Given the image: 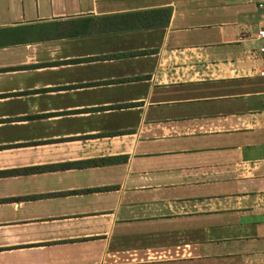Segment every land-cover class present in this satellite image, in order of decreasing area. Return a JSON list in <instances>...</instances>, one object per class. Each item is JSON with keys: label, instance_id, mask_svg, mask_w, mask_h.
I'll return each instance as SVG.
<instances>
[{"label": "crops", "instance_id": "crops-1", "mask_svg": "<svg viewBox=\"0 0 264 264\" xmlns=\"http://www.w3.org/2000/svg\"><path fill=\"white\" fill-rule=\"evenodd\" d=\"M262 27L255 0H0V264H264Z\"/></svg>", "mask_w": 264, "mask_h": 264}, {"label": "trees", "instance_id": "trees-1", "mask_svg": "<svg viewBox=\"0 0 264 264\" xmlns=\"http://www.w3.org/2000/svg\"><path fill=\"white\" fill-rule=\"evenodd\" d=\"M140 14L145 15V16H143V18L139 22L136 21L134 25L132 26V29L149 28V27H155V26H166L169 23L170 17L172 15V8L145 11ZM163 17H164V21H160L159 19ZM45 36L46 35H43V37ZM45 38H50V37H45ZM0 44H4V42L0 41ZM113 160L114 158H103V159L94 160V162L102 164L106 162H111Z\"/></svg>", "mask_w": 264, "mask_h": 264}, {"label": "built area", "instance_id": "built-area-1", "mask_svg": "<svg viewBox=\"0 0 264 264\" xmlns=\"http://www.w3.org/2000/svg\"><path fill=\"white\" fill-rule=\"evenodd\" d=\"M259 8L264 9V0H255ZM257 38L264 40V27L260 28L257 32ZM260 51L264 54V44L261 46ZM259 74L264 77V68L259 71Z\"/></svg>", "mask_w": 264, "mask_h": 264}]
</instances>
